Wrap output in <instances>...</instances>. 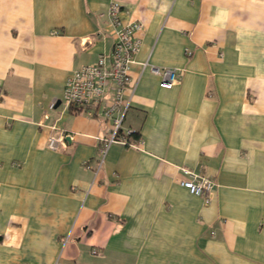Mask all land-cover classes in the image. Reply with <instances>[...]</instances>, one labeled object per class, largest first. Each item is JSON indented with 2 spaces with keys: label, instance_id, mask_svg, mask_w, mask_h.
I'll use <instances>...</instances> for the list:
<instances>
[{
  "label": "crops",
  "instance_id": "obj_1",
  "mask_svg": "<svg viewBox=\"0 0 264 264\" xmlns=\"http://www.w3.org/2000/svg\"><path fill=\"white\" fill-rule=\"evenodd\" d=\"M112 1L140 25L139 139L103 155L110 91L68 107L62 90L109 60ZM181 169L213 181L208 205ZM0 237V264H264V0H0Z\"/></svg>",
  "mask_w": 264,
  "mask_h": 264
},
{
  "label": "built area",
  "instance_id": "obj_2",
  "mask_svg": "<svg viewBox=\"0 0 264 264\" xmlns=\"http://www.w3.org/2000/svg\"><path fill=\"white\" fill-rule=\"evenodd\" d=\"M108 25L114 38L112 49L108 55L100 56L92 65H84L73 71L65 81L62 90V101L68 107H87L99 105L104 101L107 91L111 93V100L103 105L102 116L109 122L107 138L100 139L101 153L104 155L112 144L134 146L129 142V136L135 131L123 127L125 113L129 107L125 93L132 87L130 76L134 57L139 51L140 41L135 33L140 30L137 23L123 24L120 20V4L112 1L106 12ZM152 73L160 76L159 86L171 89L176 83V72L173 69H157L152 67ZM132 89V88H131ZM65 137H49L47 148L60 151L65 148ZM101 159L98 160L99 170ZM182 179L179 184L190 194L200 197L208 205L213 196L214 183L203 175L196 174L188 169H181ZM94 254L95 252L92 251Z\"/></svg>",
  "mask_w": 264,
  "mask_h": 264
},
{
  "label": "trees",
  "instance_id": "obj_3",
  "mask_svg": "<svg viewBox=\"0 0 264 264\" xmlns=\"http://www.w3.org/2000/svg\"><path fill=\"white\" fill-rule=\"evenodd\" d=\"M138 139H139V135L136 132L132 133L128 138L129 142L131 143H135V141H137ZM0 241H1V237H0Z\"/></svg>",
  "mask_w": 264,
  "mask_h": 264
}]
</instances>
